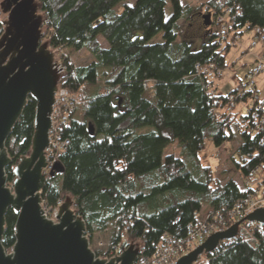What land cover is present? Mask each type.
Returning a JSON list of instances; mask_svg holds the SVG:
<instances>
[{"label": "trees", "instance_id": "trees-1", "mask_svg": "<svg viewBox=\"0 0 264 264\" xmlns=\"http://www.w3.org/2000/svg\"><path fill=\"white\" fill-rule=\"evenodd\" d=\"M123 1L36 0L48 49L91 55L83 65H73L62 53L58 57L63 68L58 86L80 102L62 128L68 145L58 156L61 172L42 173L39 195L41 204L52 208L65 197L72 200L89 246L94 232L109 226L106 245L134 243L139 247L134 263L145 264L164 238L184 235L202 205L224 213L249 191L232 180L221 184L210 166L200 164L197 153L206 141L218 147L237 136L241 157L235 152L231 162L240 179L255 178V169L264 173V103L219 112L235 90L209 94L198 68L223 69L229 44L214 20L205 24L202 4L173 8L165 18L166 0ZM205 3L214 14L231 8L229 18L239 33L264 31V0ZM2 29L0 23V34ZM158 32L161 41L149 43ZM34 108L28 96L5 139L8 186L14 163L29 153ZM145 126L151 129L138 131ZM174 140L181 156L162 155ZM15 218L8 207L0 240L5 251L14 243ZM92 251L103 258L101 250ZM195 264H264V228L241 223L234 238L220 241Z\"/></svg>", "mask_w": 264, "mask_h": 264}, {"label": "water", "instance_id": "water-1", "mask_svg": "<svg viewBox=\"0 0 264 264\" xmlns=\"http://www.w3.org/2000/svg\"><path fill=\"white\" fill-rule=\"evenodd\" d=\"M0 12L5 15L0 21V240L6 209L11 207L16 212L14 243L10 251H5L0 242V264H134L139 247L127 241L120 242L117 256L108 260L95 257L84 235V221L71 210L69 197L58 206L54 222L42 215L39 182L60 75L53 53L42 39V17L36 0H0ZM202 18L209 23L208 14ZM28 96L35 102L30 150L14 163V178L8 186L4 168L11 164V158L4 142ZM88 130L92 133L90 123ZM52 172H61L58 162ZM243 222L264 226V208H256L224 230L209 234L174 264H195L220 241L234 238Z\"/></svg>", "mask_w": 264, "mask_h": 264}, {"label": "built area", "instance_id": "built-area-1", "mask_svg": "<svg viewBox=\"0 0 264 264\" xmlns=\"http://www.w3.org/2000/svg\"><path fill=\"white\" fill-rule=\"evenodd\" d=\"M205 8L209 9L207 5ZM230 12L231 8H224L220 13L214 14V21L218 27V35L224 38L229 46H232L236 44L235 39L241 33L233 29V22L229 18ZM250 31L253 32V35L249 42V48L259 43L262 46L261 51L254 56V65L246 73L245 77L240 80L241 91L237 92L236 95L230 94L226 105L220 109L219 112L231 111L233 105L236 103V98L241 101L247 99L253 101L255 108H259L264 103V93L261 95L258 90L253 87L252 81L255 74L264 70V31H261L258 27ZM55 67L57 73L60 75L63 68L56 62ZM196 67L198 68V66ZM198 69V72L205 76L206 82L204 86L206 91L209 94H213L214 92L211 89L212 86L210 81L213 79V74L218 71V68L213 64H207ZM79 102V99L74 94L70 93L64 87H59L57 84L54 92V101L51 105V112L49 114L47 145L44 148L45 167L42 173L52 171L53 166L58 161L59 154L66 149L68 139L63 138L62 128L68 121L72 110ZM250 104H252V102ZM235 152L239 154L238 149H236ZM252 173L255 175V178L249 181L248 179L244 180L241 184V189H249L248 193L236 200L229 210H226L224 213L208 211L203 218L198 217L188 222L183 236L177 238H164V241L154 250L145 264H174L177 258L187 254L192 248L202 243L211 232L225 229L231 223L256 208H264V173H260L256 169L252 170ZM61 201L62 200L58 201L53 208L41 204L42 215L54 222ZM251 223L256 225L259 231H263L264 226H260L253 222ZM84 235L87 238L85 233ZM120 237L122 238V235H120ZM119 244L120 242L116 245H106L103 258L108 260L117 256Z\"/></svg>", "mask_w": 264, "mask_h": 264}, {"label": "rangeland", "instance_id": "rangeland-1", "mask_svg": "<svg viewBox=\"0 0 264 264\" xmlns=\"http://www.w3.org/2000/svg\"><path fill=\"white\" fill-rule=\"evenodd\" d=\"M206 1L207 0H166V5L164 7V17L167 18L170 15V13L174 10L173 8H177L181 6L194 7L202 4L203 5L202 10L204 11L203 15L208 14L209 15L208 20L209 21L214 20L213 11L211 9L205 8ZM123 2H126L129 5H131L134 2V0H124ZM123 2H120L118 5H116L114 10L119 12L122 9ZM0 19L1 20L5 19V15L1 14ZM252 35H253L252 31H250V34H248V31H244L235 39L236 44L229 46V50L225 52L226 66L221 70L218 69V71H216L213 74V79L210 81L212 86L211 89L215 94L225 95L231 90H235L231 94L236 95L237 92L241 91L240 80L238 81V79H243L245 77L246 74L243 76L244 72L250 65H251L250 67L254 65V56L259 54L262 48V46L259 43H256V45L249 48V42L250 39L252 38ZM161 38H162L161 32H158L157 34L152 36L148 42L156 43L161 41ZM99 40L101 41L100 42L101 45L104 46L105 45L104 41L101 40V38H99ZM257 45H259V50L257 52H254L253 50L255 47H257ZM52 53H53V61L60 64L61 67H62L61 62L58 60V57L60 56L61 53L65 54V56L68 57L70 63H72L73 65H83L88 63L91 59V55L85 50L72 51L69 48H63L61 50L52 51ZM248 54L252 55L253 57L252 64L250 61V57H248ZM217 74L218 76H216ZM252 81H253V87L255 85L258 89V92L262 95L264 93V70L262 72L255 74L252 78ZM235 101L236 103L233 105L231 111H237L239 109L247 111L250 107H255L254 102L248 99L241 101L236 98ZM251 102L252 104H250ZM150 129L151 127L145 126L139 128L138 131H148ZM237 145H238L237 136H234V138L231 141L223 142L218 147H214L209 141H206L205 146L200 151H198L197 156L200 164L208 165L213 169L214 176L218 179V181L221 184L225 183L228 180H232L237 184L238 188L241 189V184L243 183V181L240 179L237 171L235 170L231 162V156L235 157V150L237 149ZM166 154H173L177 157L181 156L180 147L176 140L170 142L168 145H166L163 148L162 155H166ZM249 180L250 179H248V181ZM209 210L210 208L207 205H202L198 217L203 218L205 213H207ZM109 234H110L109 226L105 230L95 231L93 242L91 243V246H89L91 250L92 249H95L97 251L101 250V252L103 253L104 250L106 249V244L108 242Z\"/></svg>", "mask_w": 264, "mask_h": 264}, {"label": "crops", "instance_id": "crops-1", "mask_svg": "<svg viewBox=\"0 0 264 264\" xmlns=\"http://www.w3.org/2000/svg\"><path fill=\"white\" fill-rule=\"evenodd\" d=\"M248 34H250V31H248ZM228 50H229V49H228ZM258 50H259V45H257V47H255L253 51H254V52H257ZM248 57H250V61H251V64H252V62H253V57H252V55L248 54ZM250 66H251V65H250ZM250 66L246 69V71L244 72L243 76L246 74L247 71L250 70V68H251ZM239 80H241V79H238V81H239ZM238 81H237V82H238ZM254 88H255L256 90H258L257 87H256L255 85H254ZM198 216H199V214H198Z\"/></svg>", "mask_w": 264, "mask_h": 264}]
</instances>
